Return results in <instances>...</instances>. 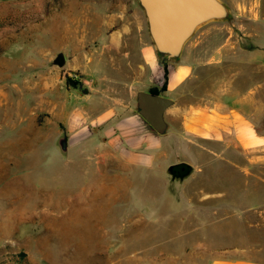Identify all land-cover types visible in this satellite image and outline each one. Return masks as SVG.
I'll list each match as a JSON object with an SVG mask.
<instances>
[{"label":"rangeland","instance_id":"rangeland-1","mask_svg":"<svg viewBox=\"0 0 264 264\" xmlns=\"http://www.w3.org/2000/svg\"><path fill=\"white\" fill-rule=\"evenodd\" d=\"M92 2L0 3V264H19L18 253L27 264H264V0H228L231 18L198 28L182 51L199 61L194 42L232 45L224 71L262 142L222 153L215 171L194 150L203 172L183 180L165 164L104 173V151L70 136L85 92H74L84 80L74 66L91 46L81 30L102 19ZM60 52L61 68L52 64ZM226 74L215 75L223 87Z\"/></svg>","mask_w":264,"mask_h":264},{"label":"crops","instance_id":"crops-1","mask_svg":"<svg viewBox=\"0 0 264 264\" xmlns=\"http://www.w3.org/2000/svg\"><path fill=\"white\" fill-rule=\"evenodd\" d=\"M222 1L231 10L228 0ZM92 3L88 8L100 12L102 19L81 30L89 34L91 46L82 55L83 64L74 66L84 75L82 87L74 92H85L75 95L76 124L69 133L76 144L87 140L89 146L104 151L100 162L109 165L104 173H124L129 168L158 172L163 164L166 172L180 163L191 166V173H202V164L191 157L194 150L203 152L208 158L205 162L215 171L219 168L214 163L221 162L222 153L230 155L239 147L262 142L240 108L245 101L239 100L229 85L232 73L224 71V52L232 45L194 42L190 50L202 53L203 59L196 61L182 53L177 62L163 64L155 55L134 0ZM215 28L209 27L207 32ZM219 72L227 73L225 87L223 79L215 76ZM206 82L210 86L204 89ZM152 90L172 101L163 114V134L154 131L137 112L136 94ZM82 130L86 136L80 135ZM208 264L257 263L222 257Z\"/></svg>","mask_w":264,"mask_h":264},{"label":"water","instance_id":"water-1","mask_svg":"<svg viewBox=\"0 0 264 264\" xmlns=\"http://www.w3.org/2000/svg\"><path fill=\"white\" fill-rule=\"evenodd\" d=\"M142 12L146 32L156 57L163 64L179 60L186 43L198 28L211 22H226L231 10L222 0H134ZM52 64H65L63 53H57ZM137 112L158 134L166 131L163 114L172 101L147 92L136 94ZM58 146L66 151V138H59ZM192 171L185 163L171 165V178L183 180Z\"/></svg>","mask_w":264,"mask_h":264},{"label":"trees","instance_id":"trees-1","mask_svg":"<svg viewBox=\"0 0 264 264\" xmlns=\"http://www.w3.org/2000/svg\"><path fill=\"white\" fill-rule=\"evenodd\" d=\"M65 78H66L65 83H66L67 85L73 87L74 89L78 88L79 83H77L76 81L72 80L71 78H69V77H67V76H65ZM164 78H165V80H166V73L164 74ZM163 88H164V86H163ZM163 88H162V90H163ZM151 93H152L153 95H157V94H158L157 90H152ZM15 258H18L17 261H15V262H17V263H19V264H27V261H26V259L24 258V254H23V253H18V255H16Z\"/></svg>","mask_w":264,"mask_h":264},{"label":"built area","instance_id":"built-area-1","mask_svg":"<svg viewBox=\"0 0 264 264\" xmlns=\"http://www.w3.org/2000/svg\"><path fill=\"white\" fill-rule=\"evenodd\" d=\"M68 76H69L70 78L72 77V75H70V74H69Z\"/></svg>","mask_w":264,"mask_h":264}]
</instances>
